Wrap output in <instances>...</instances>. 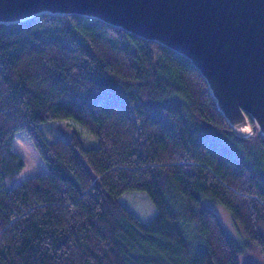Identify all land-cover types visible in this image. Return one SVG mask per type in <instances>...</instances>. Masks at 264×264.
<instances>
[{
  "label": "trees",
  "instance_id": "1",
  "mask_svg": "<svg viewBox=\"0 0 264 264\" xmlns=\"http://www.w3.org/2000/svg\"><path fill=\"white\" fill-rule=\"evenodd\" d=\"M65 117L98 144L48 141L40 123ZM19 130L47 172L14 184ZM128 190L152 219L119 201ZM0 264H264V138L238 136L165 46L79 15L0 23Z\"/></svg>",
  "mask_w": 264,
  "mask_h": 264
},
{
  "label": "water",
  "instance_id": "2",
  "mask_svg": "<svg viewBox=\"0 0 264 264\" xmlns=\"http://www.w3.org/2000/svg\"><path fill=\"white\" fill-rule=\"evenodd\" d=\"M79 15L190 61L231 129L264 138V0H0V23Z\"/></svg>",
  "mask_w": 264,
  "mask_h": 264
},
{
  "label": "rangeland",
  "instance_id": "3",
  "mask_svg": "<svg viewBox=\"0 0 264 264\" xmlns=\"http://www.w3.org/2000/svg\"><path fill=\"white\" fill-rule=\"evenodd\" d=\"M39 127L48 141L57 138L68 140L71 132H76L89 145L98 144V137L95 134L70 117L43 121ZM12 150L22 158L24 164L22 170L15 178L14 184H18L28 177L47 172V166L24 130L14 133ZM119 201L138 218L146 222L157 213L156 206L147 192L143 190L125 191L119 195ZM205 205H208L215 211L226 231L240 243H245L241 230L233 221L230 213L222 205L213 204L207 200H205ZM245 255H250V248L245 247Z\"/></svg>",
  "mask_w": 264,
  "mask_h": 264
}]
</instances>
